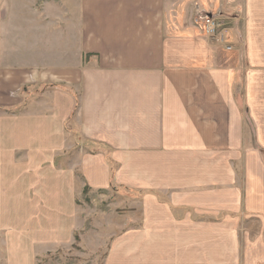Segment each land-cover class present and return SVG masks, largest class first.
<instances>
[{
	"label": "crops",
	"instance_id": "1",
	"mask_svg": "<svg viewBox=\"0 0 264 264\" xmlns=\"http://www.w3.org/2000/svg\"><path fill=\"white\" fill-rule=\"evenodd\" d=\"M47 1L0 0L6 203L42 202L49 175L63 202L80 184L108 188L111 159L115 182L148 190L150 234L180 235L191 251L212 236L235 258L238 224L257 218L245 264H264V162L242 109L262 88L264 0L242 1L244 34L236 18L224 44L195 23L199 10L218 17L221 0Z\"/></svg>",
	"mask_w": 264,
	"mask_h": 264
},
{
	"label": "rangeland",
	"instance_id": "2",
	"mask_svg": "<svg viewBox=\"0 0 264 264\" xmlns=\"http://www.w3.org/2000/svg\"><path fill=\"white\" fill-rule=\"evenodd\" d=\"M50 1L56 0L47 2ZM242 1H217V7L210 10L226 24V41L236 18H241L237 24L244 34ZM210 39L224 44L217 37ZM237 45L243 53V39ZM238 82L242 84L236 86V94L244 101V80ZM254 84L262 88L254 92L252 113L246 107L242 109L253 150L261 152L264 162V143H260V137L264 138V70H254ZM117 171L116 168L108 188H85L80 184L76 199L64 202L57 194H51L52 181L47 182L51 175L46 176L45 184H40L42 202L34 201L37 197L33 193L11 197L13 201L6 203L2 194L5 184L0 181V264H245L248 241L263 231L259 219H242L238 224L235 258L228 255L227 248L220 251L221 257L215 253L212 236H200L203 251L182 249L186 240L182 242L180 235L150 234L148 190L115 182ZM2 175L4 170L0 167V180ZM195 237L188 236L189 243ZM221 240L232 248L228 236H221Z\"/></svg>",
	"mask_w": 264,
	"mask_h": 264
},
{
	"label": "built area",
	"instance_id": "3",
	"mask_svg": "<svg viewBox=\"0 0 264 264\" xmlns=\"http://www.w3.org/2000/svg\"><path fill=\"white\" fill-rule=\"evenodd\" d=\"M195 23L201 33L208 38L217 37L220 42L224 41L223 32L226 24L218 17L207 15L202 11H197Z\"/></svg>",
	"mask_w": 264,
	"mask_h": 264
},
{
	"label": "trees",
	"instance_id": "4",
	"mask_svg": "<svg viewBox=\"0 0 264 264\" xmlns=\"http://www.w3.org/2000/svg\"><path fill=\"white\" fill-rule=\"evenodd\" d=\"M110 164H111V170H112L111 174L113 175V173L116 171L117 165L111 159H110Z\"/></svg>",
	"mask_w": 264,
	"mask_h": 264
}]
</instances>
